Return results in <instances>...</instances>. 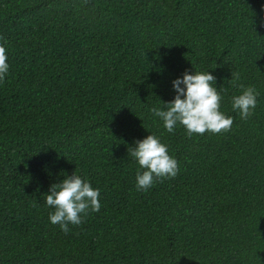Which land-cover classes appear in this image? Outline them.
<instances>
[{
	"label": "trees",
	"instance_id": "trees-1",
	"mask_svg": "<svg viewBox=\"0 0 264 264\" xmlns=\"http://www.w3.org/2000/svg\"><path fill=\"white\" fill-rule=\"evenodd\" d=\"M262 7L0 0V264H264ZM185 71L215 77L229 130L168 133L153 118ZM241 86L258 93L246 120L231 109ZM149 134L179 172L144 191L128 148ZM74 172L101 208L65 233L44 195Z\"/></svg>",
	"mask_w": 264,
	"mask_h": 264
},
{
	"label": "clouds",
	"instance_id": "clouds-1",
	"mask_svg": "<svg viewBox=\"0 0 264 264\" xmlns=\"http://www.w3.org/2000/svg\"><path fill=\"white\" fill-rule=\"evenodd\" d=\"M264 13V7L261 8ZM264 20V15L261 17ZM7 49L0 44V81L9 72ZM239 78L238 76L236 77ZM215 77L207 72H188L171 82L173 99L159 109H152L153 118L163 122L168 133L177 126L183 127L187 135H203L206 132L219 134L233 125V118L221 111L223 99L220 89L215 86ZM240 94L232 96L231 109L238 112L241 119H248L257 106L258 93L252 86H241ZM130 156L140 171L135 177L138 190H148L153 184L165 178L171 179L179 172L178 161L169 154L168 146L160 138L149 134L136 141L134 147L128 148ZM58 183L50 185L44 195V205L52 209L49 222L58 225L60 230L68 233L70 225L78 226L89 212H98L101 208L100 190L82 179L75 172Z\"/></svg>",
	"mask_w": 264,
	"mask_h": 264
}]
</instances>
